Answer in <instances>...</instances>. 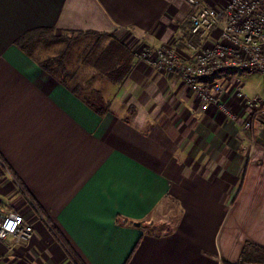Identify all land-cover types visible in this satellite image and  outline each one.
Listing matches in <instances>:
<instances>
[{"label": "crops", "instance_id": "obj_1", "mask_svg": "<svg viewBox=\"0 0 264 264\" xmlns=\"http://www.w3.org/2000/svg\"><path fill=\"white\" fill-rule=\"evenodd\" d=\"M193 8L0 0V154L26 191L0 176L3 195L19 190L21 201L2 206L33 222L28 240L0 239V264H229L246 241L264 246V120L250 142L246 108L225 116L133 51L139 41L185 48ZM43 26L81 34L64 68L39 65L53 54L44 38L15 44Z\"/></svg>", "mask_w": 264, "mask_h": 264}, {"label": "built area", "instance_id": "obj_2", "mask_svg": "<svg viewBox=\"0 0 264 264\" xmlns=\"http://www.w3.org/2000/svg\"><path fill=\"white\" fill-rule=\"evenodd\" d=\"M187 1L194 8L185 48H179L176 42L144 43L136 47L135 53L149 65L178 72L197 96L231 119L236 118L239 107L246 108L247 117L241 127L248 140L254 142L256 127L264 120V95H248L240 78L233 79L231 72L258 70L264 76V0H226L223 4ZM224 72L230 73L227 81L219 78L218 74ZM0 170H7L25 191L1 154ZM32 234L33 222L23 212L0 206V239L13 235L24 241Z\"/></svg>", "mask_w": 264, "mask_h": 264}, {"label": "trees", "instance_id": "obj_3", "mask_svg": "<svg viewBox=\"0 0 264 264\" xmlns=\"http://www.w3.org/2000/svg\"><path fill=\"white\" fill-rule=\"evenodd\" d=\"M80 36H81V34L69 35L66 32L57 33V32H55L53 27H49V26L34 27V28H30L29 30L20 34L15 39V44L17 46L23 48V49H27L38 38H44L45 40L55 39V40H59L61 42L63 41V45L58 50L57 53L45 55L41 58H38V60H37L39 65L43 69L47 68V69H52V71H55L56 69L64 68L68 53H69L71 45H72V42L74 41V39H76L77 37H80ZM144 43L145 42H140V41L137 42V44H135L133 46V51L135 52L136 47L141 46ZM66 73H67V71L65 72V74ZM65 74H64V76H65ZM62 80L66 81L67 78L65 77ZM64 84H66V82ZM74 90L76 91V89L73 88V91ZM75 91H74V93L77 94L78 91H76V92ZM80 97L82 99H86L83 96H80ZM7 164H8V162H7ZM9 167L11 168L10 165H9ZM11 170H12V168H11ZM21 185H23V184L21 183ZM34 203L37 206V208H39L42 211L39 204L36 201H34ZM41 213L45 216V218L47 220H49V222H51V223L55 222L53 219L48 217L45 213H43V212H41ZM53 227L58 230V226L56 224ZM228 263L229 264H264V246L260 245L256 242L248 240L245 242L237 261L233 262V263L232 262H228Z\"/></svg>", "mask_w": 264, "mask_h": 264}, {"label": "rangeland", "instance_id": "obj_4", "mask_svg": "<svg viewBox=\"0 0 264 264\" xmlns=\"http://www.w3.org/2000/svg\"><path fill=\"white\" fill-rule=\"evenodd\" d=\"M53 41H54L53 39L46 41L47 43L45 46H46L47 51L49 53H55L53 50V47H52ZM60 45L59 46L61 48L63 45V41ZM81 45H85V44L83 43ZM155 45H157V44H155ZM59 49L56 50V53L58 52ZM231 73H232L233 79L240 78V81L242 83L243 82L246 83L245 91H246V93H248V95H250V96L254 95L256 93L255 91H258V88H262V90H263L264 76L260 71H258V70H253V71H250V70H233ZM251 91H254V92H251ZM257 93H259V92H257ZM0 176L7 178V179L11 178V176L7 172V170H0ZM5 187H0V206H2V203L6 202V201L10 202L11 200H12V203L14 202V203L19 204L21 201L20 200L17 201V200H18V197H20V191L14 190L11 192L12 195L10 197H8V195L7 196L3 195V194H5L3 191L5 189ZM14 203H13V205H14ZM2 207H4V205Z\"/></svg>", "mask_w": 264, "mask_h": 264}]
</instances>
